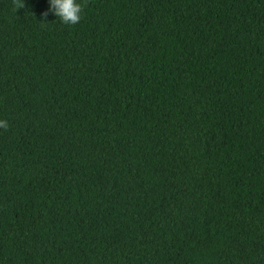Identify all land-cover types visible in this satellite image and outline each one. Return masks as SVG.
I'll use <instances>...</instances> for the list:
<instances>
[{
	"label": "trees",
	"instance_id": "trees-1",
	"mask_svg": "<svg viewBox=\"0 0 264 264\" xmlns=\"http://www.w3.org/2000/svg\"><path fill=\"white\" fill-rule=\"evenodd\" d=\"M0 0V264H264V0Z\"/></svg>",
	"mask_w": 264,
	"mask_h": 264
},
{
	"label": "clouds",
	"instance_id": "clouds-1",
	"mask_svg": "<svg viewBox=\"0 0 264 264\" xmlns=\"http://www.w3.org/2000/svg\"><path fill=\"white\" fill-rule=\"evenodd\" d=\"M48 8L44 16L52 15L62 24L68 26L77 25L82 19L83 5L80 0H47ZM9 122L0 119V129L7 130Z\"/></svg>",
	"mask_w": 264,
	"mask_h": 264
}]
</instances>
